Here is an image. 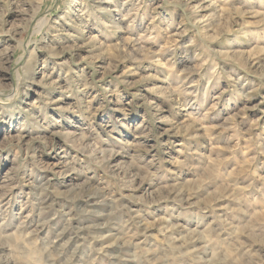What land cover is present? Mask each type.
<instances>
[{"label":"rangeland","instance_id":"obj_1","mask_svg":"<svg viewBox=\"0 0 264 264\" xmlns=\"http://www.w3.org/2000/svg\"><path fill=\"white\" fill-rule=\"evenodd\" d=\"M264 264V0H0V264Z\"/></svg>","mask_w":264,"mask_h":264},{"label":"bare ground","instance_id":"obj_2","mask_svg":"<svg viewBox=\"0 0 264 264\" xmlns=\"http://www.w3.org/2000/svg\"><path fill=\"white\" fill-rule=\"evenodd\" d=\"M9 264V263H8Z\"/></svg>","mask_w":264,"mask_h":264}]
</instances>
